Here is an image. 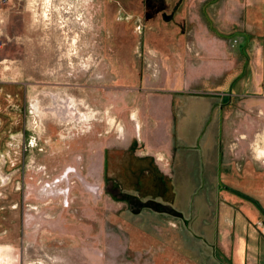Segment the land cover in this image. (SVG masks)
<instances>
[{"label": "rangeland", "instance_id": "1", "mask_svg": "<svg viewBox=\"0 0 264 264\" xmlns=\"http://www.w3.org/2000/svg\"><path fill=\"white\" fill-rule=\"evenodd\" d=\"M3 6L5 264H264V0Z\"/></svg>", "mask_w": 264, "mask_h": 264}, {"label": "bare ground", "instance_id": "2", "mask_svg": "<svg viewBox=\"0 0 264 264\" xmlns=\"http://www.w3.org/2000/svg\"><path fill=\"white\" fill-rule=\"evenodd\" d=\"M46 17H47L48 19L52 20V16H49L48 14H46ZM74 42H75V43H78V37H77V39H75ZM69 53H71V52H69ZM69 59L72 60L73 57H72V56H69ZM85 117H86V118H90V117H92V115H86ZM258 151H259V155H260V156H264V148L260 147V148L258 149ZM7 257H8L7 254L4 255V253L0 251V263L5 264V263L8 261Z\"/></svg>", "mask_w": 264, "mask_h": 264}, {"label": "crops", "instance_id": "3", "mask_svg": "<svg viewBox=\"0 0 264 264\" xmlns=\"http://www.w3.org/2000/svg\"><path fill=\"white\" fill-rule=\"evenodd\" d=\"M7 2H8V0H0V22L2 23V25L4 24V22H6V19H5L6 18V13L3 12L6 9H4L3 4L7 3ZM0 43H3L5 45L6 42L2 41ZM3 44H1L0 47H2ZM1 63H3V60H0V64Z\"/></svg>", "mask_w": 264, "mask_h": 264}, {"label": "flooded vegetation", "instance_id": "4", "mask_svg": "<svg viewBox=\"0 0 264 264\" xmlns=\"http://www.w3.org/2000/svg\"><path fill=\"white\" fill-rule=\"evenodd\" d=\"M10 38H11V37H10ZM1 44H3V43H0V45H1ZM5 44H7V43H5Z\"/></svg>", "mask_w": 264, "mask_h": 264}]
</instances>
